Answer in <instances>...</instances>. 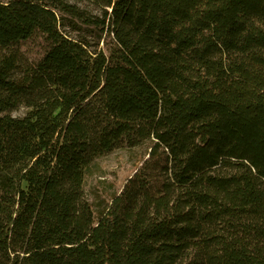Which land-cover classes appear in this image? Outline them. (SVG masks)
<instances>
[{
	"label": "trees",
	"instance_id": "1",
	"mask_svg": "<svg viewBox=\"0 0 264 264\" xmlns=\"http://www.w3.org/2000/svg\"><path fill=\"white\" fill-rule=\"evenodd\" d=\"M87 1L0 0V264H264V0Z\"/></svg>",
	"mask_w": 264,
	"mask_h": 264
},
{
	"label": "rangeland",
	"instance_id": "2",
	"mask_svg": "<svg viewBox=\"0 0 264 264\" xmlns=\"http://www.w3.org/2000/svg\"><path fill=\"white\" fill-rule=\"evenodd\" d=\"M6 1V0H2ZM82 6H90L87 0H69ZM103 45V43H101ZM45 41L39 36L20 43V48L30 58H36L43 51ZM30 108L21 106L11 112L14 116H24ZM146 147L135 149H115L101 156L96 161L94 172L86 179V195L88 199L97 205L99 202H107L113 192L120 191L126 179L134 172L140 163ZM101 198L104 201H101Z\"/></svg>",
	"mask_w": 264,
	"mask_h": 264
}]
</instances>
